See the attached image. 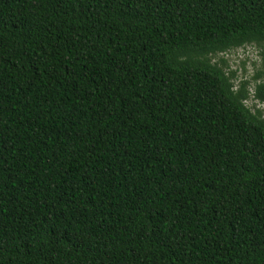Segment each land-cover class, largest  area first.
<instances>
[{
	"label": "trees",
	"instance_id": "1",
	"mask_svg": "<svg viewBox=\"0 0 264 264\" xmlns=\"http://www.w3.org/2000/svg\"><path fill=\"white\" fill-rule=\"evenodd\" d=\"M251 98L264 0H0V264H264Z\"/></svg>",
	"mask_w": 264,
	"mask_h": 264
},
{
	"label": "rangeland",
	"instance_id": "2",
	"mask_svg": "<svg viewBox=\"0 0 264 264\" xmlns=\"http://www.w3.org/2000/svg\"><path fill=\"white\" fill-rule=\"evenodd\" d=\"M213 62L225 61V68L228 73H233L235 86L240 83L249 81L252 82L257 71L261 70V57L259 49L256 46H245L236 50L229 51L224 54H219L213 57ZM255 84L250 83L249 91L253 94ZM246 105L250 108L257 106L264 111V105H259L251 98Z\"/></svg>",
	"mask_w": 264,
	"mask_h": 264
}]
</instances>
